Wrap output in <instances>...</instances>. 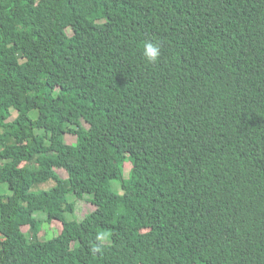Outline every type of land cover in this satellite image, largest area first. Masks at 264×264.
Returning a JSON list of instances; mask_svg holds the SVG:
<instances>
[{
	"label": "trees",
	"instance_id": "trees-1",
	"mask_svg": "<svg viewBox=\"0 0 264 264\" xmlns=\"http://www.w3.org/2000/svg\"><path fill=\"white\" fill-rule=\"evenodd\" d=\"M1 184L0 264H264V0H0Z\"/></svg>",
	"mask_w": 264,
	"mask_h": 264
},
{
	"label": "rangeland",
	"instance_id": "rangeland-1",
	"mask_svg": "<svg viewBox=\"0 0 264 264\" xmlns=\"http://www.w3.org/2000/svg\"><path fill=\"white\" fill-rule=\"evenodd\" d=\"M31 117H35L36 112L32 111L30 113ZM15 117V114H13L9 119H7V121H11L13 120V118ZM6 121V120H5ZM36 134H43L42 130H36L35 131ZM64 140L67 144L70 145H74L76 143V137L70 134H65L64 135ZM23 165V164H21ZM131 168V164L127 161L126 163H124L123 165V169H124V176L127 177L129 170ZM56 172L63 178H66V175L64 173L63 170L61 169H56ZM54 185V181H49L46 182L44 184H40V185H36L33 187V191L36 190H47L50 187H52ZM112 189L116 192V193H121V187L119 185L118 182L113 181L112 182ZM0 193L2 194H9V190L6 184H1L0 185ZM89 198H91V196H84L83 200L80 201H75V196L74 195H69L68 199L69 201L73 202L75 201L74 204V211L73 212H67L65 213V218L69 221L72 220H76V221H80L81 219L84 218V216L87 213H90L94 207H92V205L89 203ZM36 219L40 221V233H39V240L43 241V240H48V239H52L54 237H57L60 234L61 231V225L58 221L55 220H47V216L45 214H37ZM28 229L27 226L22 227V231L26 232ZM209 264H213V263H209Z\"/></svg>",
	"mask_w": 264,
	"mask_h": 264
},
{
	"label": "clouds",
	"instance_id": "clouds-1",
	"mask_svg": "<svg viewBox=\"0 0 264 264\" xmlns=\"http://www.w3.org/2000/svg\"><path fill=\"white\" fill-rule=\"evenodd\" d=\"M161 47L159 43L146 41L143 44L142 55L149 63H156L160 57Z\"/></svg>",
	"mask_w": 264,
	"mask_h": 264
}]
</instances>
